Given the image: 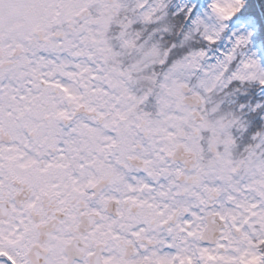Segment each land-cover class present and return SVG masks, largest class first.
<instances>
[{
  "label": "snow or ice",
  "instance_id": "1",
  "mask_svg": "<svg viewBox=\"0 0 264 264\" xmlns=\"http://www.w3.org/2000/svg\"><path fill=\"white\" fill-rule=\"evenodd\" d=\"M0 264H264V0H0Z\"/></svg>",
  "mask_w": 264,
  "mask_h": 264
}]
</instances>
